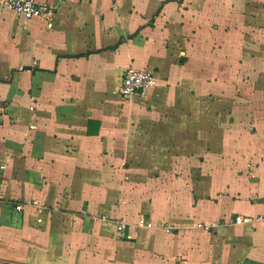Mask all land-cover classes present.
<instances>
[{
  "label": "crops",
  "instance_id": "1",
  "mask_svg": "<svg viewBox=\"0 0 264 264\" xmlns=\"http://www.w3.org/2000/svg\"><path fill=\"white\" fill-rule=\"evenodd\" d=\"M39 1L0 16V264H264V0Z\"/></svg>",
  "mask_w": 264,
  "mask_h": 264
},
{
  "label": "built area",
  "instance_id": "2",
  "mask_svg": "<svg viewBox=\"0 0 264 264\" xmlns=\"http://www.w3.org/2000/svg\"><path fill=\"white\" fill-rule=\"evenodd\" d=\"M5 9L14 11L24 19L37 18L47 22H53L56 18V9L49 3L39 0H0V16ZM156 79L154 72L130 66L124 73L119 94L126 100H133L136 97L145 98L156 84ZM21 208V206H18V209ZM232 222L236 225L254 224L257 222L264 223V214L255 216L237 215ZM115 225L119 238H132V235L129 233L130 226L128 223L117 221ZM137 226L139 228H165L168 232L171 231L168 226L165 227V224H154L146 217H141Z\"/></svg>",
  "mask_w": 264,
  "mask_h": 264
},
{
  "label": "rangeland",
  "instance_id": "3",
  "mask_svg": "<svg viewBox=\"0 0 264 264\" xmlns=\"http://www.w3.org/2000/svg\"><path fill=\"white\" fill-rule=\"evenodd\" d=\"M117 238H118V239H121V238L118 237V235H117ZM133 238H134V237L132 236L131 239H124V240H132Z\"/></svg>",
  "mask_w": 264,
  "mask_h": 264
}]
</instances>
